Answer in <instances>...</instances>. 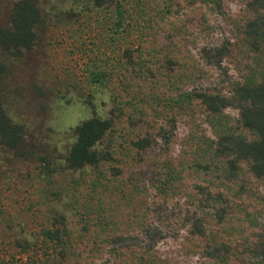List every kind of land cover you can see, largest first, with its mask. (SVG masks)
Instances as JSON below:
<instances>
[{
	"label": "rangeland",
	"instance_id": "obj_1",
	"mask_svg": "<svg viewBox=\"0 0 264 264\" xmlns=\"http://www.w3.org/2000/svg\"><path fill=\"white\" fill-rule=\"evenodd\" d=\"M16 1L0 0V25ZM34 1V46L0 52L2 104L23 128L16 149L0 146V264H150L141 248L111 241L146 225L166 236L155 264H264V176L250 160L231 167L220 147L222 137L255 138L238 102L241 85L264 75V45L244 37L248 0H124L118 30L112 4ZM200 94L225 105L212 112ZM91 117L113 118L99 147L109 156L71 170L73 129ZM141 138L151 145L135 149ZM57 216L65 255L41 238Z\"/></svg>",
	"mask_w": 264,
	"mask_h": 264
},
{
	"label": "trees",
	"instance_id": "obj_2",
	"mask_svg": "<svg viewBox=\"0 0 264 264\" xmlns=\"http://www.w3.org/2000/svg\"><path fill=\"white\" fill-rule=\"evenodd\" d=\"M124 0H92L96 8L105 4L114 6L113 25L119 29L124 20ZM208 2L211 0H199ZM214 1V0H212ZM249 9L253 13L244 31L245 40L255 50L264 45V0H248ZM41 19V12L34 0H17L12 6L8 23L0 25V52L11 54L20 52L22 49L30 50L34 46V28ZM224 51L216 49L210 56L213 63L221 61ZM6 72L5 66L0 59V79ZM95 83H101L106 73L97 71L90 74ZM199 99L212 112H218L225 104L224 100L207 94H200ZM239 117L242 125L254 135V140L248 141L244 138L222 137L220 147L228 151L232 156L229 161L231 167L241 160H250L251 171L256 177L264 176V75L257 81H247L238 89ZM113 127V118L91 117L84 120L73 129L75 140L69 148L65 157L66 165L71 170H81L87 167H97L109 156L108 152H102L99 147ZM23 138V128L9 118L3 104L0 90V146L7 149H16ZM165 143L169 141L168 136H162ZM131 145L138 150H144L151 145L149 138H141ZM52 225L54 228L44 229L41 238L46 242L55 244L59 251L67 252L65 239L69 237L66 228L65 218L57 216ZM61 225V226H60ZM195 233L202 234V219L196 218L194 221ZM162 230L156 226L146 225L135 235H117L112 238V244L124 249L141 248L146 256L150 257V264H155L158 260L153 255L155 248L165 238ZM38 239V238H37ZM35 242H24L26 249H31L37 244ZM56 249V248H54ZM25 252V251H24ZM4 260H1L3 262ZM35 264H38L36 261Z\"/></svg>",
	"mask_w": 264,
	"mask_h": 264
}]
</instances>
